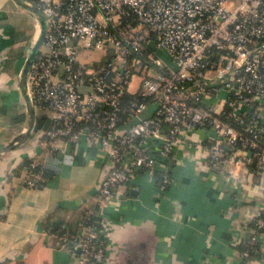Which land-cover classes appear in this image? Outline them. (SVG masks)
Segmentation results:
<instances>
[{
  "label": "built area",
  "instance_id": "built-area-1",
  "mask_svg": "<svg viewBox=\"0 0 264 264\" xmlns=\"http://www.w3.org/2000/svg\"><path fill=\"white\" fill-rule=\"evenodd\" d=\"M28 2L46 26L27 76L30 103L50 119L38 146L56 158L81 145L106 166L76 234L62 221L45 231L74 264H105V209L140 174L167 190L178 148L199 129L213 134L205 146L211 171L235 176L238 153H248L264 175V0ZM91 50L103 57L82 60ZM45 170L32 159L20 181L40 189ZM263 235L259 214L237 264H247Z\"/></svg>",
  "mask_w": 264,
  "mask_h": 264
},
{
  "label": "crops",
  "instance_id": "crops-1",
  "mask_svg": "<svg viewBox=\"0 0 264 264\" xmlns=\"http://www.w3.org/2000/svg\"><path fill=\"white\" fill-rule=\"evenodd\" d=\"M40 33V22L27 9L0 0V147L25 131L20 76ZM212 138L206 129L188 136L190 145L178 148L167 190L160 192L147 174L119 189V202L105 209V264L238 263L235 245L264 209V175L255 173L248 153H238L236 177L211 171L205 146ZM37 141L30 134L20 146L0 152V264H74L72 254L45 234L47 224L93 207L106 171L101 158L81 145L53 158ZM32 159L46 169L44 186L35 190L19 178ZM247 264H264V235Z\"/></svg>",
  "mask_w": 264,
  "mask_h": 264
},
{
  "label": "water",
  "instance_id": "water-1",
  "mask_svg": "<svg viewBox=\"0 0 264 264\" xmlns=\"http://www.w3.org/2000/svg\"><path fill=\"white\" fill-rule=\"evenodd\" d=\"M14 1L17 5L27 9L40 22L41 33L25 60V64H24V67L22 69L21 76H20V90L24 98L25 106L28 112V120L25 125V131L21 135V137L14 139L9 144L3 147H0V152L8 151V150H11V149H14L20 146L21 144H23L29 139L30 134L32 133L34 122H35V110H34L33 105L30 103V100L27 95V76L34 62V59L37 55L38 49L44 39L45 28H46L44 17L42 16L40 11L35 6L31 5L27 0H14Z\"/></svg>",
  "mask_w": 264,
  "mask_h": 264
},
{
  "label": "trees",
  "instance_id": "trees-1",
  "mask_svg": "<svg viewBox=\"0 0 264 264\" xmlns=\"http://www.w3.org/2000/svg\"><path fill=\"white\" fill-rule=\"evenodd\" d=\"M28 1H34V0H28ZM38 111H39V115H37V117L35 119L34 127H33V130H32V133H31V136L32 137H35L36 135H38L39 133H41L42 131H44L45 129H47V127L50 124V119L45 114L46 111L44 109H37V108H35V112L38 113ZM30 161L31 160L25 161L24 164H23V166H27L30 163ZM44 175H45V173H44ZM93 207H95V206H93ZM86 209L87 208L80 209L78 211V213L76 214L77 216L75 218L68 217V218H65L64 220H61L62 222H65L68 225V227H69V233H70L71 236H74L76 234V232L78 230V226L85 219V211H86ZM260 214L261 215H264V212L262 211ZM91 220L93 222H95V224L97 226H99V223L97 224V222H98V219L97 218H92ZM54 223L55 222H53V223L52 222H48L46 229L49 228L50 226H52ZM235 248H236L237 253L240 252V251H242L243 246L241 244V241L235 245ZM255 254H256V248L251 251V256L250 257L255 256Z\"/></svg>",
  "mask_w": 264,
  "mask_h": 264
},
{
  "label": "rangeland",
  "instance_id": "rangeland-1",
  "mask_svg": "<svg viewBox=\"0 0 264 264\" xmlns=\"http://www.w3.org/2000/svg\"><path fill=\"white\" fill-rule=\"evenodd\" d=\"M83 55L85 56L82 58V60H90V61H95V60H100L103 57V52L100 50H91V51H84ZM158 56L165 60L167 63L171 64L170 60L166 56V54L163 51L158 52ZM138 80H135L134 83H132V87L134 88L136 86V83Z\"/></svg>",
  "mask_w": 264,
  "mask_h": 264
}]
</instances>
